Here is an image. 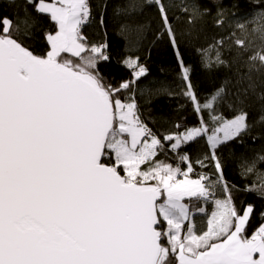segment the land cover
I'll return each mask as SVG.
<instances>
[{
    "label": "snow or ice",
    "instance_id": "snow-or-ice-1",
    "mask_svg": "<svg viewBox=\"0 0 264 264\" xmlns=\"http://www.w3.org/2000/svg\"><path fill=\"white\" fill-rule=\"evenodd\" d=\"M8 5L12 15L0 10V264H264V211L249 235L256 205L237 204L239 189L218 154L253 130L246 110L257 88L251 76L238 81L228 112L224 86L201 102L157 0L185 81L180 95L198 114L196 126L177 123L161 134L137 99V81L147 72L139 57L124 61L131 80L112 83L102 74L107 45L91 43L83 31L93 15L90 0ZM40 17L52 24L42 53L25 42ZM249 60L264 67V49ZM206 63L225 61L217 53ZM258 99L264 105V91ZM201 139L208 150L193 156L189 149ZM243 190L264 199V179ZM198 214L207 216L203 228Z\"/></svg>",
    "mask_w": 264,
    "mask_h": 264
},
{
    "label": "trees",
    "instance_id": "trees-1",
    "mask_svg": "<svg viewBox=\"0 0 264 264\" xmlns=\"http://www.w3.org/2000/svg\"><path fill=\"white\" fill-rule=\"evenodd\" d=\"M21 0H18L20 3ZM93 19L85 25L83 31L91 43L107 45L109 60L101 62L102 74L112 83L122 79L131 80L132 71L124 61L128 57H139L140 63L147 69L146 75L137 81V99L142 105L144 116L150 127L161 134L174 132V124L188 127L198 124V114L193 104L180 93L185 81L182 78L181 65L168 35L164 32L163 21L157 6V0H90ZM166 7L169 20L175 30L183 59L191 67L190 80L201 102L220 88L228 93L223 103L226 112L228 105L234 103L241 84V77L251 76L257 85L256 94L250 95L247 111L252 132L241 140L228 142L218 149L224 163L225 176L230 184L239 189L234 192L238 205L248 203L256 205L257 215L248 234L260 222L259 213L264 211V199L258 192L244 191L245 185L258 186L264 179V163L259 161L264 156V105L258 99L264 91V67L259 62H251L249 57L264 49V0H159ZM137 5L129 9V5ZM0 10L12 15L8 0H0ZM18 18L25 19L22 7L16 10ZM103 14L104 23H100ZM35 13L32 16L35 17ZM191 18V23L189 22ZM22 30L25 25L21 23ZM52 24L47 17H40L29 28L25 42L36 52H43L47 45L43 35L50 31ZM163 35H160L161 33ZM159 37V38H158ZM244 41L238 46L236 41ZM218 41H223L218 45ZM199 50H204L203 53ZM219 53L225 61L223 65L207 66L209 58L214 59ZM247 81H244L246 85ZM169 92L174 95L169 96ZM182 130V129H181ZM208 150L205 140L191 145L193 156ZM171 155V153H169ZM255 162L251 173L247 168ZM197 171L201 170L197 166ZM212 172L215 170L212 169ZM245 173L244 178L241 172ZM193 177H196L193 175ZM187 202V198H186ZM210 214L213 205L208 204ZM201 228L206 224L207 216L197 215Z\"/></svg>",
    "mask_w": 264,
    "mask_h": 264
},
{
    "label": "rangeland",
    "instance_id": "rangeland-1",
    "mask_svg": "<svg viewBox=\"0 0 264 264\" xmlns=\"http://www.w3.org/2000/svg\"><path fill=\"white\" fill-rule=\"evenodd\" d=\"M192 178L195 179L196 177H193V176H192Z\"/></svg>",
    "mask_w": 264,
    "mask_h": 264
},
{
    "label": "built area",
    "instance_id": "built-area-1",
    "mask_svg": "<svg viewBox=\"0 0 264 264\" xmlns=\"http://www.w3.org/2000/svg\"><path fill=\"white\" fill-rule=\"evenodd\" d=\"M91 19H93V15H92Z\"/></svg>",
    "mask_w": 264,
    "mask_h": 264
}]
</instances>
